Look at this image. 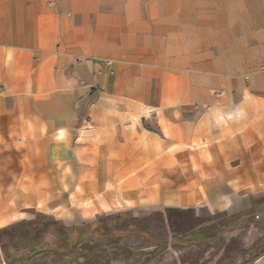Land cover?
<instances>
[{
  "label": "crops",
  "instance_id": "1",
  "mask_svg": "<svg viewBox=\"0 0 264 264\" xmlns=\"http://www.w3.org/2000/svg\"><path fill=\"white\" fill-rule=\"evenodd\" d=\"M0 143L66 171L74 218L250 210L264 0H0Z\"/></svg>",
  "mask_w": 264,
  "mask_h": 264
},
{
  "label": "rangeland",
  "instance_id": "2",
  "mask_svg": "<svg viewBox=\"0 0 264 264\" xmlns=\"http://www.w3.org/2000/svg\"><path fill=\"white\" fill-rule=\"evenodd\" d=\"M41 165L35 171L33 158L0 143V216H9L0 229V264H264V196L246 218L234 215L252 208L233 214L122 206L74 218L66 171Z\"/></svg>",
  "mask_w": 264,
  "mask_h": 264
},
{
  "label": "built area",
  "instance_id": "3",
  "mask_svg": "<svg viewBox=\"0 0 264 264\" xmlns=\"http://www.w3.org/2000/svg\"><path fill=\"white\" fill-rule=\"evenodd\" d=\"M97 64L102 66V67H105L107 69V71H109L110 73L113 72V61L112 60H109V59H98L97 60ZM219 96L222 95L221 92H218L217 93Z\"/></svg>",
  "mask_w": 264,
  "mask_h": 264
},
{
  "label": "trees",
  "instance_id": "4",
  "mask_svg": "<svg viewBox=\"0 0 264 264\" xmlns=\"http://www.w3.org/2000/svg\"><path fill=\"white\" fill-rule=\"evenodd\" d=\"M171 208L168 209V211H170ZM254 213V208H252L250 211H248L247 213L245 214H241V215H234V216H237L239 218H246L250 215H252ZM264 253V250L262 251V254ZM260 256V254H255L254 257L252 258L251 261H253L254 259L258 258Z\"/></svg>",
  "mask_w": 264,
  "mask_h": 264
}]
</instances>
